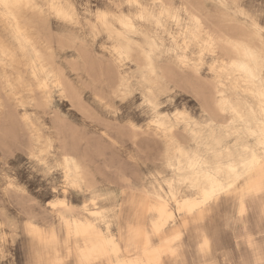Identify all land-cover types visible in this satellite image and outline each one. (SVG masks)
Wrapping results in <instances>:
<instances>
[{
	"label": "rangeland",
	"instance_id": "1",
	"mask_svg": "<svg viewBox=\"0 0 264 264\" xmlns=\"http://www.w3.org/2000/svg\"><path fill=\"white\" fill-rule=\"evenodd\" d=\"M55 2L76 4L79 0ZM85 2L95 5L99 11L120 4L124 6L121 9L124 15L137 14L135 9L126 7L129 0ZM137 2L183 8V18L185 13L200 16L204 31L224 42L216 59L206 57L199 74L191 68L178 67L166 51L164 55L156 53L155 67L167 79L164 94L159 97L161 115L171 117L177 111L187 112L194 121L206 122V115L218 124L227 125L232 117L229 114L225 119L217 113V85L212 82L214 77L208 69L212 64L227 65L226 62L237 57L226 39L250 42L259 49V39L251 21L264 27V0ZM32 3L38 7L18 11L15 22L0 19V235L7 237L4 243L12 264H32L39 249L37 242L22 230V222L31 219L45 227L56 221V218L54 222L50 219L53 213L46 207L48 199L57 198L51 190L54 185H50L44 169L35 160V156L46 148L51 159L60 151L61 145L70 144L76 157L86 162L90 186L99 197L105 198L97 200L99 206L115 208L116 214L126 200L131 198L139 205L154 191L153 185L161 177L171 179L172 175L162 160L168 145L150 126L151 116L138 107L141 103L138 94L125 99L117 95L123 81H131L134 86L140 79L145 66L141 51L133 47L135 62L126 60L117 65L112 49L127 46V41L109 39L107 33L93 34L89 25L96 24L94 19L73 24L51 14L45 5L53 0H32ZM221 3L230 7L222 8ZM165 23L166 31L147 23L136 26L157 38L166 50L172 47L168 33L178 35L180 29L171 21ZM17 25L22 29L20 32ZM129 39L133 45L143 47L145 44L142 36L134 35ZM228 70L222 75L223 86L219 90L223 88L245 117L252 112L258 114L259 100L250 90V84L238 72ZM46 80L48 89L41 87ZM171 134L185 151L189 147L195 151L191 136L182 124H174ZM253 143L248 141V144ZM246 146L242 144L241 148ZM171 155L176 167L178 155L174 150ZM184 194L185 197L195 195H189L187 190ZM68 199L77 209L86 202L84 193H70ZM231 201L230 197L226 200L222 197L213 204L212 212L203 224L185 217L183 248L167 264H204L220 259L218 252L203 256L198 251L196 234L202 228L216 235L221 250H225L230 258L254 264V260L264 253V240H253L254 247L250 245L244 237V227L231 215ZM253 203L255 210L264 208V195L260 194ZM138 217L148 222L151 214L139 210ZM132 219L126 216L121 224L124 226ZM6 221L15 222L16 227L4 228ZM154 243L160 244V241L154 238Z\"/></svg>",
	"mask_w": 264,
	"mask_h": 264
},
{
	"label": "snow or ice",
	"instance_id": "2",
	"mask_svg": "<svg viewBox=\"0 0 264 264\" xmlns=\"http://www.w3.org/2000/svg\"><path fill=\"white\" fill-rule=\"evenodd\" d=\"M38 6L32 0H0V19L8 23L15 22V14L23 9H36ZM51 14H54L70 23L76 24L80 20L94 19L95 25H89L93 34L97 32L107 33L109 39L127 41V46H117L112 49L117 65L127 61L135 62L132 57L133 47L139 49L144 57L145 66L141 70L140 79L132 85L131 81H123L117 90L121 99L138 94L141 103L138 107L148 116H151L150 126L154 127L160 137L168 145V151L162 156L166 162V168L171 170V179L161 177L154 185V191L148 193L149 199L155 200L151 209L153 219L151 224L143 226L129 222L125 227L116 225L117 235H113V222L117 220V209L100 210L97 204L99 197L96 190L90 186L86 162L76 157L72 146L61 145L56 156H51L46 148L44 152L35 156L38 165L44 169L48 177L55 199H48L46 207L52 210L53 222L59 217L61 232L66 231L64 243L67 248V258L57 260L56 264H160L158 259L150 260L136 257L127 258L129 249L135 248L137 252L144 250V257H159L165 253L163 247H152L147 243L155 238L166 246L168 254H177V243L181 239V233L186 227L185 217L196 220L202 216L205 208L219 195H231L234 192L241 197L240 215L244 214L243 195L239 193L241 184H244L253 173L259 172L262 176L259 192L264 195V27L251 21V27L255 30L259 39V49L249 47L242 41H227L237 53L243 55L249 63H254L260 69V90L254 93L259 100V112H252L249 117L241 115L224 99V93L219 91L222 75L230 67L247 74L251 81L258 77L248 66V63H233L228 66L218 67L212 64L208 71L213 74V83L217 85V97L215 108L217 113L225 119L230 114L231 120L227 125L218 124L208 116H204L206 122L194 121L187 112L177 111L172 116L161 115L159 97L164 94V85L167 79L155 67L156 53L164 55L165 51L170 59L181 68H191L199 74L206 57L217 58V52L223 41H218L215 35L205 32L200 19L195 15L185 13L183 20L181 13L183 8L175 9L164 3L145 5L137 0H129L126 7L135 9L136 15H124L122 5L112 4L104 11H99L95 5L79 0L76 4L53 3L45 5ZM220 7L229 8L226 3ZM92 9L89 12V9ZM78 10V11H77ZM115 13V14H113ZM171 21L180 29L179 35L168 33L172 47L164 49L157 38H153L137 24L147 23L155 25L157 29H165V21ZM111 21V23H109ZM135 22V23H134ZM187 24V28L183 25ZM19 34V33H18ZM142 36L145 40L143 47L129 39L131 36ZM179 43L178 41H181ZM191 48V52L189 49ZM6 55V53H5ZM198 57V58H197ZM43 88L44 85H41ZM253 118L255 124H253ZM27 119V117H25ZM174 124H182L191 136V147L185 151L171 134ZM135 127V125H130ZM254 141L248 144V141ZM247 145L241 148V145ZM203 148V151H201ZM180 156L185 164L174 166L172 151ZM259 153V155H257ZM185 190L193 198L185 197ZM84 193L81 208L77 209L69 202V194ZM251 194V189L248 190ZM63 199H60V196ZM89 195L92 199L89 200ZM96 210L89 212V206ZM80 214V218H76ZM37 223H23L21 228L33 239H39L41 243L54 246L59 243L56 228L38 227ZM179 225V227H177ZM4 228H15L16 224L6 221ZM103 229V230H102ZM167 236L168 239L163 238ZM7 237L0 235V264H12L10 255L5 246ZM75 239V253H73L72 241ZM264 239V237H262ZM251 246V238L249 239ZM200 249L205 254L210 250L209 242L205 238L200 244ZM74 254V260L72 259ZM35 264V262H32ZM238 264H247L240 261ZM255 264H264V253L255 261Z\"/></svg>",
	"mask_w": 264,
	"mask_h": 264
},
{
	"label": "bare ground",
	"instance_id": "3",
	"mask_svg": "<svg viewBox=\"0 0 264 264\" xmlns=\"http://www.w3.org/2000/svg\"><path fill=\"white\" fill-rule=\"evenodd\" d=\"M190 15L197 16L200 19L201 23H202V20H201L200 16H198L196 14H190ZM15 17L17 19V14H15ZM181 19L183 20L182 16H181ZM183 27L187 28V25H185ZM21 30H22L21 27L17 25V31L20 32ZM171 33L173 34V32H171ZM178 35H179V33H178ZM227 41H242V40L226 39V42ZM178 42L182 43V40H181V42L180 41H178ZM242 42L248 44L249 47L256 48L250 42H246V41H242ZM233 61H235L237 63H248V66L253 70L255 75L258 77L257 80L251 81L248 78L246 73L241 72L239 70H234V71H236L240 75H242L245 78V81H247L250 84V90L252 91L253 94L254 93H258L259 90H260V87H261L260 79H259V77H260L259 66L257 64H254V63L247 62L245 60V58L243 57V55L240 54V53H237V57L232 58L229 62H226V64L228 66H230L233 63ZM222 66H225V64H223ZM228 69H231V68L229 67ZM231 70H233V69H231ZM228 74L230 75V73H228ZM43 85H44V87L46 89L49 88V84H48L47 80L45 82H43ZM222 86H223V84H222ZM219 91L224 93V99H226L232 107L236 108V110L241 115H243L241 113V111L239 110V108L230 100V98H228L226 96L223 88H221ZM253 119H254L253 124H255V119L256 118H253ZM201 151H203V150H201ZM257 155H259V154L257 153ZM184 164H185V161L180 156H178L177 161H176V167H180L181 165H184ZM261 180H262L261 174L259 172H256V173H253L250 176L248 181H246L244 184L240 185V188H239L238 191H239V193H241L243 195V205H244V214H243V216L240 215V208H241V202L240 201H241V197L234 192L231 195L221 194L214 201H211L209 203V205L206 206L203 215L199 216L196 219V221L199 222V223H202V224L205 223V219H206L207 215L212 212V205L218 203L219 200L222 197H224L225 200L229 199V197H230V199L232 198V201H231V207H232L231 211H232V213H231V215L234 216L236 221L239 224H242V226L244 227L245 234H246L244 237H246V239L248 241H249L250 238H251V241L260 240V239L264 240V239H262V237H264V208L262 207L259 211L255 210L256 209V208L254 209V204L255 203H253V201L257 200V197H259V195H260L259 187L261 185ZM249 189H251V194H248V190ZM186 198H193V196H191V197L188 196ZM155 203H156L155 200L154 199H149V197L144 198L139 203V205H137L135 203V201L133 199H131V198L126 200L123 208L121 209V211L118 212V214H116L117 220L115 222H113V233L112 234L114 236L117 235V232H116L117 231V229H116V225L117 224H119L120 227L122 228V227H125L129 222H135V223L143 226L144 228H147L151 224L152 219H153V215H152L151 209L154 207ZM70 204L73 205L72 203H70ZM97 204L99 205L98 201H97ZM73 206L76 207L75 205H73ZM81 206H80V208H81ZM218 207H220V206L217 205V208ZM99 208H100V210H105L104 208H101L100 206H99ZM95 210L96 209L94 207H92L91 205L89 206V212L95 211ZM139 210L142 211L143 214H146V215L147 214H151V218H150V220L148 222H143V221L140 220V218L138 217ZM126 216H131V218H133V219L130 220L129 222H127L123 226L121 223H122V221L124 220V218ZM76 218L77 219L80 218V214H77ZM28 222L36 223V222L32 221L31 219H29L26 223H28ZM226 223H227V221H226ZM37 226L41 227V228H44V226L40 225V224H38ZM52 226H54L56 228L57 237H58V240H59V243L57 245L49 246L47 244L41 243L39 239H33L31 237L34 241L37 242V245L39 247V249L37 251V254H36V257H35V262L37 264H56L57 260H64V259L67 258V248H66L65 243H64V237H66V231L63 232V233L61 232V222H60L59 217H56V221L49 225V227H52ZM190 226H191V224H190ZM177 227H179V225H177ZM185 233H186V229H183V231L181 233V239L177 243V254L175 256L168 254L167 251H166V246L162 245L161 242H160V244H155L154 243V238H152V239H149L147 241V243L151 244L152 247H163V248H165V253L163 255H161L159 257H155V256L144 257V250L143 249H141L139 252H137V250L135 248H131V249H129V251L127 253V258L133 259V258H136V257H140V258H143V259H150V260L158 259L160 261V264H167V262L170 259L175 258L179 254L181 248H183V245H184V242H185V239L183 238V236L185 235ZM196 237H197V249L203 256H209V255L212 256V254H214L215 252H218L217 255L219 254V257H220V259L217 258V259H214L213 261H209V262H206L204 264H238V262H240L237 259L230 258L228 256V253L225 252V250H221V247L219 246L220 243H219V241H217L218 239L216 238V235L215 234H211L208 231L207 228L200 229L197 232ZM259 237H261V238H259ZM205 238L209 242V249H210L206 254L204 252H202L201 249H200V244L203 242V240ZM167 239H168V237L165 236L164 240H167ZM75 243H76L75 239H73V241H72L73 253H75ZM191 250H192V248H191ZM74 258L75 257H74V254H73L72 259L74 260ZM211 259H213V258H211ZM256 260H254V262H253L254 264H255Z\"/></svg>",
	"mask_w": 264,
	"mask_h": 264
}]
</instances>
